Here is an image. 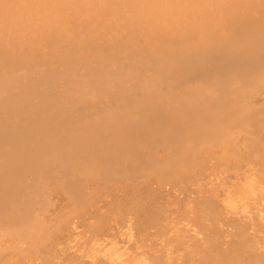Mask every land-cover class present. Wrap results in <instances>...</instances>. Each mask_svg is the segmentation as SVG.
Segmentation results:
<instances>
[{"label":"bare ground","instance_id":"1","mask_svg":"<svg viewBox=\"0 0 264 264\" xmlns=\"http://www.w3.org/2000/svg\"><path fill=\"white\" fill-rule=\"evenodd\" d=\"M0 264H264V0H0Z\"/></svg>","mask_w":264,"mask_h":264}]
</instances>
